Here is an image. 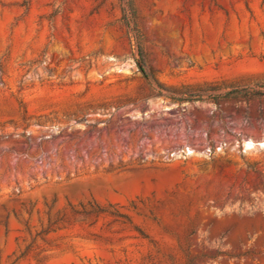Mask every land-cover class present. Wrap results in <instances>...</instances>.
<instances>
[{"label": "rangeland", "instance_id": "374dc122", "mask_svg": "<svg viewBox=\"0 0 264 264\" xmlns=\"http://www.w3.org/2000/svg\"><path fill=\"white\" fill-rule=\"evenodd\" d=\"M133 4L0 0V264H264V0Z\"/></svg>", "mask_w": 264, "mask_h": 264}, {"label": "trees", "instance_id": "16d2710c", "mask_svg": "<svg viewBox=\"0 0 264 264\" xmlns=\"http://www.w3.org/2000/svg\"><path fill=\"white\" fill-rule=\"evenodd\" d=\"M124 2V16L127 20V23H133L136 27V8L133 4V0H122ZM136 29V28H135ZM135 32H138V29L135 30ZM217 88H210V91H216ZM206 90H200V92H205ZM259 92L253 88L248 89H236V90H230L224 93H216L212 96V99L214 102H218L220 100L227 99L229 97H254L255 95H258Z\"/></svg>", "mask_w": 264, "mask_h": 264}, {"label": "bare ground", "instance_id": "6f19581e", "mask_svg": "<svg viewBox=\"0 0 264 264\" xmlns=\"http://www.w3.org/2000/svg\"><path fill=\"white\" fill-rule=\"evenodd\" d=\"M145 180L149 181L151 177L155 178V185L158 191L168 188L175 177V171L168 167H153L147 168L139 172Z\"/></svg>", "mask_w": 264, "mask_h": 264}, {"label": "water", "instance_id": "95a60500", "mask_svg": "<svg viewBox=\"0 0 264 264\" xmlns=\"http://www.w3.org/2000/svg\"><path fill=\"white\" fill-rule=\"evenodd\" d=\"M152 167H157V166H139V167L130 168L128 170L127 177H128V179L132 180V178L137 176L138 173L141 172L142 170L147 169V168H152ZM81 184H82V182H80V181H73V182L67 184V187L76 188V187H79Z\"/></svg>", "mask_w": 264, "mask_h": 264}]
</instances>
